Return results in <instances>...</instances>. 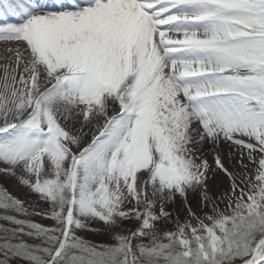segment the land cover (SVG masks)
<instances>
[{
	"label": "snow or ice",
	"instance_id": "snow-or-ice-1",
	"mask_svg": "<svg viewBox=\"0 0 264 264\" xmlns=\"http://www.w3.org/2000/svg\"><path fill=\"white\" fill-rule=\"evenodd\" d=\"M0 41V174L45 205L0 186V264H264V0H0Z\"/></svg>",
	"mask_w": 264,
	"mask_h": 264
},
{
	"label": "rangeland",
	"instance_id": "rangeland-1",
	"mask_svg": "<svg viewBox=\"0 0 264 264\" xmlns=\"http://www.w3.org/2000/svg\"><path fill=\"white\" fill-rule=\"evenodd\" d=\"M209 163H212V159L207 156ZM237 165V162L235 163V166ZM230 170H233V166L230 167ZM238 170V168H237ZM211 185V184H209ZM0 186L6 187L13 195H15L17 198L25 200L26 206L30 208V210L34 207L37 210L42 209L45 207L44 203L42 201H38L35 195H31L28 193V190L22 186H20L15 178H6L2 174H0ZM211 187V186H210ZM230 188L229 185V179L226 178V182L224 184H219V186H214L209 188L210 192L214 195H219L220 193L227 192ZM194 198V199H193ZM196 201L197 197L189 193L188 196V202L192 204L193 210H196ZM167 209L173 213L174 216H179L181 221L184 220L186 217V209L184 208L183 201L178 197L176 202L174 204H169L167 206ZM207 211V209H205ZM37 222L46 223L47 221L37 219ZM98 227V226H97ZM129 228H133V225H127ZM168 228H173V224H169L167 226ZM89 240H93L96 242H100L104 239L103 236H101L98 232H92L90 234H86V237Z\"/></svg>",
	"mask_w": 264,
	"mask_h": 264
},
{
	"label": "bare ground",
	"instance_id": "bare-ground-1",
	"mask_svg": "<svg viewBox=\"0 0 264 264\" xmlns=\"http://www.w3.org/2000/svg\"><path fill=\"white\" fill-rule=\"evenodd\" d=\"M16 46L17 45L14 42L6 43L4 41H0V83H2V77L4 74L3 73V65L7 62V57H8V53L6 50L8 48H15ZM209 147L210 146H206V148H205L206 153L209 152ZM218 151L222 155L223 162L229 170H230L231 166H233V167L235 166V163L239 159V150L238 149H236L233 145H231L228 142H221ZM230 154H232L231 157H230ZM208 157L212 159V156L210 153L208 154ZM245 163H247V161H245ZM252 167L253 166L250 164L249 169L251 170ZM226 178H227V176H225L224 173L217 172V174L209 181V184H211V185H209V188L212 189V187H214V186H219V184H224L226 182ZM229 185H230V182H229Z\"/></svg>",
	"mask_w": 264,
	"mask_h": 264
}]
</instances>
